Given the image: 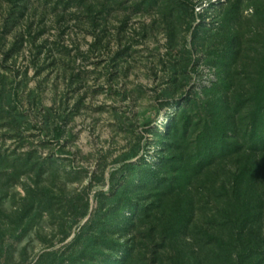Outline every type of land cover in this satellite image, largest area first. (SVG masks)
Here are the masks:
<instances>
[{"label":"rangeland","instance_id":"rangeland-1","mask_svg":"<svg viewBox=\"0 0 264 264\" xmlns=\"http://www.w3.org/2000/svg\"><path fill=\"white\" fill-rule=\"evenodd\" d=\"M189 1L196 12L183 0H0V264L69 260L119 162L155 155V130L187 96L191 123L170 149L180 165L191 163L187 179L142 194L152 206L133 231L127 264H240V244L264 250V174L249 181V170L240 181L261 217L245 227L233 209L237 174L260 157L243 146L191 170L217 104L205 89L229 87L219 97L231 104L249 95L264 54V0ZM202 21L209 28L195 35ZM233 41L239 55L222 67L217 59ZM247 112L236 114L241 144ZM182 217L187 231L168 234Z\"/></svg>","mask_w":264,"mask_h":264},{"label":"trees","instance_id":"trees-1","mask_svg":"<svg viewBox=\"0 0 264 264\" xmlns=\"http://www.w3.org/2000/svg\"><path fill=\"white\" fill-rule=\"evenodd\" d=\"M183 1L191 5L193 11L196 10L195 5L189 0ZM213 5L217 6V4ZM258 15L259 11L256 9V16ZM207 28L209 27L202 21L195 35L199 30ZM237 55H239V50L236 49L234 41L229 42L217 61L222 67H227L228 60L233 61ZM219 77L221 78V76ZM225 88L229 89L227 86L215 84L205 89L206 92H215L217 104H211L214 111L207 112L204 127L197 138L198 154L191 170L193 173H199L220 158L238 153L243 146H246V150L255 158L260 157L258 162L254 161L241 168L233 186L234 217L237 214L242 215L243 224L246 227L252 219L261 217L262 211H264L262 196L257 197L262 211L255 214L251 213L253 203L248 199L244 200L241 196L242 191H240V181H244L249 170L251 172L249 181L253 176L264 174V54L261 59V67L258 69L256 78L252 81L247 98L239 99L231 106L230 97L227 94L219 97ZM176 105L178 108L169 114L173 117L163 125V130H155L158 137L155 144L157 149L154 151L155 155H151L150 149H147L141 158H138V154H132L119 162L121 165L111 174L109 193L101 192L98 195L102 197L99 201V203L101 202L99 214L94 220H89L85 224L83 232L78 234L69 245L68 250H73L69 260L66 259V255L62 254L59 258H54L53 263H46L41 259L38 264H64L67 261H70V264H127L130 261L133 256V248L130 245L131 236L141 215L145 213L148 215L152 206L147 204V197L142 194L147 192L160 194V192L169 189L173 190L175 183L180 184L187 179V171L191 163L186 162V166L180 165V162H184L183 158L172 154L170 149L178 150L179 140L186 137L191 123L190 112L195 108V105L191 96L182 98ZM245 107L248 108L246 115L248 122L244 143L241 144L234 135L237 129L236 114ZM180 125L183 126L180 127ZM57 134L59 139L62 130H58ZM172 172H175L174 177H171ZM185 218L172 220L173 222L167 227V233L176 236L186 232L189 221ZM231 218L233 217H229L230 222ZM123 238L125 241L122 240ZM238 241L240 242V240ZM220 243L227 245L224 242ZM252 256L256 257L253 264H264V250L261 252V249L243 248V245L240 244L238 255L240 264H246V260Z\"/></svg>","mask_w":264,"mask_h":264}]
</instances>
